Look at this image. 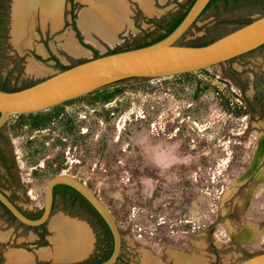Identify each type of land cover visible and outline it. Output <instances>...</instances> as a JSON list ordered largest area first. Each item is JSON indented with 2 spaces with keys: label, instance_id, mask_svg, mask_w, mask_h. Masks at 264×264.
<instances>
[{
  "label": "rangeland",
  "instance_id": "rangeland-1",
  "mask_svg": "<svg viewBox=\"0 0 264 264\" xmlns=\"http://www.w3.org/2000/svg\"><path fill=\"white\" fill-rule=\"evenodd\" d=\"M94 1L96 15L104 19V4ZM194 1H155L159 10L150 14L130 1L131 25L116 35L124 18L107 44L80 30L87 1L24 0L21 43L14 34L15 0H0V87L20 90L86 60L149 44ZM59 11L55 26L51 18ZM263 15L264 0H217L179 44L207 45ZM69 35L87 54L64 50ZM259 85L264 87V46L206 70L131 79L43 112L14 115L0 132V189L38 218L53 177L67 174L86 182L118 223L123 247L117 264L142 263L147 252L166 264H240L264 252ZM60 214L84 224L93 237L92 252L80 264L108 258L113 240L107 226L63 187L52 216ZM47 224L24 226L0 204V229L13 234L0 243V264L9 247L33 252L48 246ZM250 230L259 236L250 238ZM32 233L40 239L27 241Z\"/></svg>",
  "mask_w": 264,
  "mask_h": 264
},
{
  "label": "water",
  "instance_id": "water-1",
  "mask_svg": "<svg viewBox=\"0 0 264 264\" xmlns=\"http://www.w3.org/2000/svg\"><path fill=\"white\" fill-rule=\"evenodd\" d=\"M212 1L195 0L181 23L160 41L86 60L20 90L0 88V132L14 115L43 112L131 79L166 78L206 70L264 46V15L207 45H180L179 41ZM58 186L77 192L102 219L112 236L113 249L109 258L98 264H117L123 247L118 223L101 198L77 177L59 174L48 182L43 212L38 218L26 215L1 189L0 204L24 226L39 228L52 216ZM240 264H264V252Z\"/></svg>",
  "mask_w": 264,
  "mask_h": 264
},
{
  "label": "crops",
  "instance_id": "crops-1",
  "mask_svg": "<svg viewBox=\"0 0 264 264\" xmlns=\"http://www.w3.org/2000/svg\"><path fill=\"white\" fill-rule=\"evenodd\" d=\"M80 2H84L87 1L88 7L86 10H84L82 12L81 18H80V30L83 32L84 36L91 40V41H96L95 39H93V35H96L97 37H99L100 40H102L103 42L107 43L97 32L91 30L86 32V30L82 27L81 24V20L82 17H85L86 15H93L95 16V11H97V6L95 5V1L94 0H79ZM131 2H134L135 4H137L140 9H142L146 14L147 13H152L154 12L155 9L159 10V8H156L154 6V2L157 1L159 4H165L167 0H116V8L111 9L110 12H114L117 15H122L127 19V23L125 24V26L120 29L117 33V35H119V33L124 30L127 29V27H129L131 25V21H130V16L132 14V10H131ZM104 8L105 10H108L107 5L105 6L104 4ZM44 16H47V10L45 11V13H43ZM58 16L60 18H62V13L61 11L58 12ZM59 21V22H60ZM30 28L28 29V35L30 32ZM26 42V41H25ZM108 44V43H107ZM79 46V50H78V55H72V56H81V55H85L87 54V50L83 47ZM64 217V218H63ZM64 219H68L70 221H75L77 223H79L78 221H76L74 218H71L69 216H66L64 214H60L58 216H51L50 220L48 221V224L46 225V229L49 232V235L46 236V240L48 242V246H42L37 250H34L33 252L23 249V248H16V247H9L7 250L4 251L3 254V264H80L84 259H86L90 253L92 252V247L93 245V237L88 230V240H87V244H85L84 250L73 256V257H67L65 249H64V245H63V241H62V237H59L56 233V221H60V220H64ZM81 224V223H79ZM13 236V234L10 235V232H5L2 231L0 229V243H5V242H9L10 237ZM43 237H45L44 235H42ZM37 239H40V237L37 234H30V236L26 239L27 241H35ZM252 239H250L251 241ZM21 240H18V242H20ZM63 255V256H62ZM145 256H147L146 258H148L149 260H151L154 264H166L163 260L155 257L154 255H151L150 253H146L143 255L142 258V263L139 264H151V262L148 261V259L146 260ZM179 257V256H177ZM177 259V258H176ZM181 259V258H180ZM181 261V260H180ZM179 262V261H178ZM183 262V261H181ZM205 262V261H204ZM205 264H209L206 263Z\"/></svg>",
  "mask_w": 264,
  "mask_h": 264
},
{
  "label": "bare ground",
  "instance_id": "bare-ground-1",
  "mask_svg": "<svg viewBox=\"0 0 264 264\" xmlns=\"http://www.w3.org/2000/svg\"><path fill=\"white\" fill-rule=\"evenodd\" d=\"M100 2L102 4H105V6L107 5L108 7V10L106 11L107 16H105V18L106 17L107 18L103 19L98 14L95 16L89 14L86 15L85 17H82L81 24L82 27L86 30V32L93 30L97 32L99 35H101L104 40L112 41L114 33L123 26V22H124L123 19L125 17L122 15H117L114 12H110L111 9L116 8L117 6L116 0H100ZM23 3L24 0H15V5H14V24H15L14 34H15V39L20 40L21 43L25 42V39L19 35L20 22L24 8ZM51 19L53 25L55 26L60 21L58 13L54 14V16ZM64 50H66V52H68L69 54L78 55L79 46L77 40L72 35L66 36L64 38ZM55 225H56L55 229L57 235L59 237H62V241L67 257H73L84 250L85 244H87V240H88V230L84 224H79L75 221L64 219V220L56 221ZM250 232H251L250 238L252 239L259 236L258 235L259 232L254 233L252 230H250ZM151 264L154 263L151 262Z\"/></svg>",
  "mask_w": 264,
  "mask_h": 264
},
{
  "label": "trees",
  "instance_id": "trees-1",
  "mask_svg": "<svg viewBox=\"0 0 264 264\" xmlns=\"http://www.w3.org/2000/svg\"><path fill=\"white\" fill-rule=\"evenodd\" d=\"M217 0H213L212 2H211V4L208 6V8L213 4V3H215ZM235 1H239V0H235ZM207 8V9H208ZM206 9V10H207ZM185 15L186 14H184V15H182L181 17H178V18H176L170 25H169V27H168V29H167V31H166V33L163 35V36H161L160 38H158L157 40H155V41H153V42H151V43H149V44H152V43H155V42H157V41H160V40H162V39H164L166 36H168L180 23H181V21L184 19V17H185ZM149 44H146V45H144V46H147V45H149ZM142 47V46H141ZM65 69H67V68H64V70ZM124 82V81H123ZM1 88V87H0ZM2 90H6L5 88H1ZM6 91H9V90H6ZM59 187H63V188H65L66 190H68V191H70V192H72V193H74L76 196H78L79 198H81L82 200H84L77 192H75L74 190H72L71 188H69V187H66V186H59ZM85 201V200H84ZM86 202V201H85ZM91 207V206H90ZM44 226H42L41 228H43ZM111 253H112V250H111V252H110V254H109V256L111 255ZM109 256H108V258H109ZM120 259V258H119Z\"/></svg>",
  "mask_w": 264,
  "mask_h": 264
},
{
  "label": "flooded vegetation",
  "instance_id": "flooded-vegetation-1",
  "mask_svg": "<svg viewBox=\"0 0 264 264\" xmlns=\"http://www.w3.org/2000/svg\"><path fill=\"white\" fill-rule=\"evenodd\" d=\"M258 87H261V89H262V91H263V93H261L262 95H263V97H264V87L263 86H261V85H259ZM260 91V90H259ZM5 135H6V133H5ZM7 136V135H6ZM59 187V186H58ZM58 187H56L55 188V198H56V195H57V189H58ZM39 228H41V227H39ZM112 249H113V246H112Z\"/></svg>",
  "mask_w": 264,
  "mask_h": 264
},
{
  "label": "clouds",
  "instance_id": "clouds-1",
  "mask_svg": "<svg viewBox=\"0 0 264 264\" xmlns=\"http://www.w3.org/2000/svg\"><path fill=\"white\" fill-rule=\"evenodd\" d=\"M152 162L159 166V160L155 156L152 157Z\"/></svg>",
  "mask_w": 264,
  "mask_h": 264
},
{
  "label": "built area",
  "instance_id": "built-area-1",
  "mask_svg": "<svg viewBox=\"0 0 264 264\" xmlns=\"http://www.w3.org/2000/svg\"><path fill=\"white\" fill-rule=\"evenodd\" d=\"M142 230V229H141ZM264 244V243H263Z\"/></svg>",
  "mask_w": 264,
  "mask_h": 264
}]
</instances>
